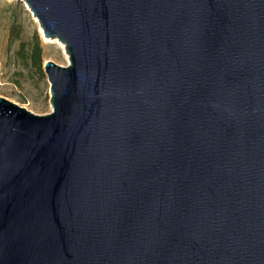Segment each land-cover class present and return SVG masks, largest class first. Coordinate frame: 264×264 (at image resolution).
<instances>
[{
    "label": "water",
    "instance_id": "obj_1",
    "mask_svg": "<svg viewBox=\"0 0 264 264\" xmlns=\"http://www.w3.org/2000/svg\"><path fill=\"white\" fill-rule=\"evenodd\" d=\"M69 66L0 98V264H264V0H21Z\"/></svg>",
    "mask_w": 264,
    "mask_h": 264
},
{
    "label": "rangeland",
    "instance_id": "obj_2",
    "mask_svg": "<svg viewBox=\"0 0 264 264\" xmlns=\"http://www.w3.org/2000/svg\"><path fill=\"white\" fill-rule=\"evenodd\" d=\"M37 43L42 49V71L33 62ZM47 62L69 66L65 46L44 37L23 1L0 0V98L37 116L51 114V85L44 72Z\"/></svg>",
    "mask_w": 264,
    "mask_h": 264
},
{
    "label": "trees",
    "instance_id": "obj_3",
    "mask_svg": "<svg viewBox=\"0 0 264 264\" xmlns=\"http://www.w3.org/2000/svg\"><path fill=\"white\" fill-rule=\"evenodd\" d=\"M33 62L35 63V66L38 67L40 71H42V49L38 43L33 53Z\"/></svg>",
    "mask_w": 264,
    "mask_h": 264
}]
</instances>
